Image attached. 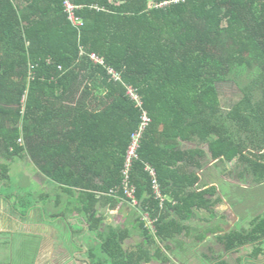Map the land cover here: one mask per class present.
Instances as JSON below:
<instances>
[{
	"label": "trees",
	"instance_id": "16d2710c",
	"mask_svg": "<svg viewBox=\"0 0 264 264\" xmlns=\"http://www.w3.org/2000/svg\"><path fill=\"white\" fill-rule=\"evenodd\" d=\"M70 1L79 26L65 0H0V187L12 166L27 160L57 185L58 204L63 192L84 199L77 211L99 242L88 251L92 264H167L172 259L160 245L170 251L183 233L196 243L211 234L221 248L208 244L204 264H232V254L247 246V259L233 264L259 261L264 215L241 231L189 223L202 211L217 219L223 200L210 184L219 177L264 182V0ZM223 85L239 92L228 106ZM142 110L152 123L131 180L155 224L138 216L143 241L126 249L129 231L104 230L97 206L123 197L122 171ZM147 166L156 171L163 204ZM21 202L26 217L32 206Z\"/></svg>",
	"mask_w": 264,
	"mask_h": 264
},
{
	"label": "crops",
	"instance_id": "0c3cea01",
	"mask_svg": "<svg viewBox=\"0 0 264 264\" xmlns=\"http://www.w3.org/2000/svg\"><path fill=\"white\" fill-rule=\"evenodd\" d=\"M26 161H24V163H26ZM213 163L208 166L209 170L213 167ZM26 165H31V163H26ZM17 167L23 171L27 168V172L30 168H32L33 171L36 170L34 166L28 168L17 165ZM225 178H227L226 175L222 177L223 180L219 183L238 185L237 183H229ZM218 184H210V186L216 185L220 187ZM97 197L99 198L100 196L97 195ZM84 201V199L78 198L77 194L76 196H71L63 192V240L61 241L59 238L60 240L58 239L59 241H57L55 237L58 233H51L52 228L50 224L53 223L48 222L47 216L43 210L40 211L31 208L27 216L22 217L20 213L14 209L15 206L8 198L0 196V238L19 235L37 239L38 242L35 243V256L31 264H92L88 251L91 245H98L99 242L97 240L98 237L89 232V224L84 215L77 211V207H80ZM113 201L114 200L109 197H105L101 200L97 206L98 217L103 221L102 227L104 230L110 228L128 230L129 236L124 243V247L126 249H132L143 241L140 229L137 227L139 225L137 219L139 215L137 210L131 207L125 200L121 199L117 205H115ZM216 207L217 210L223 208L222 211L227 213L219 215L217 210H215L218 217L212 222L209 219L211 217L210 214L207 215L205 211H202L199 213L200 218L190 222L189 225L204 230L212 225L220 223L227 232L234 229L237 219L230 202H227V200L225 202L223 200ZM57 220H55L54 223L56 222L57 224V222H59ZM219 220H221V222H219ZM179 238L181 240V245L178 243L169 244L170 251L163 245H160L162 250L167 252L171 257L172 262L174 264H204L200 254L202 252H207L208 244L214 246L212 243V235L209 234L207 240L203 243H196L193 233L190 236L183 233ZM56 241L59 244H57ZM83 245H85V247ZM242 250H244V248ZM76 251L77 253H75ZM1 252L0 243V253ZM261 258L263 259L264 256ZM258 262L259 261L254 264ZM159 263L160 262L154 261L149 264Z\"/></svg>",
	"mask_w": 264,
	"mask_h": 264
},
{
	"label": "rangeland",
	"instance_id": "374dc122",
	"mask_svg": "<svg viewBox=\"0 0 264 264\" xmlns=\"http://www.w3.org/2000/svg\"><path fill=\"white\" fill-rule=\"evenodd\" d=\"M220 92L225 106L229 105L230 99H236L239 95L236 87L231 85H223L220 88ZM26 163L29 164L28 161H26ZM26 163H24L23 160H20L15 166H12L10 180L5 186L0 187V196L8 198V200L15 206L14 209L20 214L26 209L25 206L22 205V199L28 204L30 203L32 208L45 211L48 222L53 223H48L52 228L51 233L57 232L58 234L55 239L57 241L61 239L62 241L63 217L61 216V218L57 220L59 221L57 224L56 222L54 223L55 219L52 217L53 214L62 215L63 213V201L61 200V204H58V195L60 191L57 185L51 181H45L42 177L38 176L36 170L33 171V169L30 168L27 172V168L23 171L17 167V165L28 168L33 167L32 164L26 165ZM228 168L231 169V166L229 165ZM225 175L227 176V178H225L226 181L229 183H237L238 185L219 183V194L221 195L222 200L225 202L226 200L227 202L229 201L234 209L233 211L235 212L237 219L234 229L237 231L248 229L252 220L259 215H264V182L257 184L252 180H247V182H241L240 180L239 182V177L237 175ZM219 179L222 178L219 177ZM216 208L215 210H217ZM222 210L223 208L217 210L219 215L227 213ZM208 214L209 213H207V215ZM219 222H221V220H219ZM57 241L56 243L59 244ZM37 242L38 240L35 238L22 237L19 235H15V237L5 236L0 238L2 250L0 253V263L31 264V261L35 256V243ZM212 242L217 250L221 249L216 245L215 241ZM83 246L85 247V245ZM75 253H77V251ZM247 253L248 250L246 251L244 249L242 250V253L239 254L247 256ZM236 257H239V255L237 256L235 254L231 256L229 261L232 264L235 263ZM263 262L264 258H260L257 264H264Z\"/></svg>",
	"mask_w": 264,
	"mask_h": 264
},
{
	"label": "built area",
	"instance_id": "2783aa9c",
	"mask_svg": "<svg viewBox=\"0 0 264 264\" xmlns=\"http://www.w3.org/2000/svg\"><path fill=\"white\" fill-rule=\"evenodd\" d=\"M174 2H179V0H174ZM64 6L66 9V12L69 15V19L73 22V24L78 25V26L81 25V22H79V20L77 19L75 15V11L78 7L73 5L70 0H65ZM91 58L93 61H95V63L104 64L103 59H101L95 54H92ZM109 72L115 77L116 80H120V75L118 73H116L112 69H110ZM127 94L130 96L132 100H134L137 103L139 107L143 108V102L141 101L139 95L133 88L129 87ZM142 111L143 113L141 117V123H140L139 129L136 132H134L131 136V143L127 151L125 166L122 171V175H123V180H122V196L123 197L122 199L125 200L131 207L137 210V213L141 221L145 223L147 227L154 229L155 220L151 218L148 211L143 210V208L141 207L140 201L138 200L136 196L137 194L136 187L132 183V180H131V173H132V167H133L134 161L139 159L138 152L141 147V140L144 136V133L147 131L148 127L152 123V119L147 113V111L145 110H142ZM146 170L149 172L152 178L153 193L156 199L160 200L161 204H163L165 201V197L161 193L156 171L151 166H147Z\"/></svg>",
	"mask_w": 264,
	"mask_h": 264
},
{
	"label": "flooded vegetation",
	"instance_id": "af4514ba",
	"mask_svg": "<svg viewBox=\"0 0 264 264\" xmlns=\"http://www.w3.org/2000/svg\"><path fill=\"white\" fill-rule=\"evenodd\" d=\"M226 231V230H225ZM242 249L243 248H241V250L239 251V253H242ZM245 250H249V252L247 253V256H243V255H241L240 256V254L239 253H234V254H232V256L233 255H239V257H236L235 259V263L237 262V260L239 259V258H243V259H247V257H248V254L250 253V249H251V247H249V246H247L246 248H244ZM261 258V257H260ZM252 262H249L248 264H254L255 262H257V261H253V260H251ZM159 264H162L161 262L159 263ZM167 264H174L172 261L171 262H169V263H167Z\"/></svg>",
	"mask_w": 264,
	"mask_h": 264
}]
</instances>
